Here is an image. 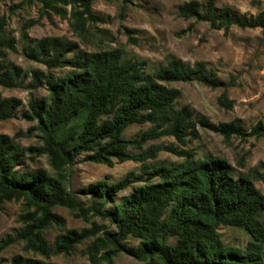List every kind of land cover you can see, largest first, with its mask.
Listing matches in <instances>:
<instances>
[{
  "label": "trees",
  "instance_id": "trees-1",
  "mask_svg": "<svg viewBox=\"0 0 264 264\" xmlns=\"http://www.w3.org/2000/svg\"><path fill=\"white\" fill-rule=\"evenodd\" d=\"M95 1L22 0L21 5L36 4L41 16L49 18L69 16L73 31L83 36L89 23L103 21L92 10ZM132 1L121 0L122 12ZM179 16L208 22L214 29H264V14L239 17L229 8L218 10L214 0L205 6L196 0L186 2L179 7ZM5 27L0 19V49H13L14 39L5 36ZM22 52L47 69L32 71L26 87L31 93L41 88L48 92L39 98L31 94L28 108L21 112L24 120L36 122L27 135L37 132L41 146L22 147L16 141L18 135L0 136V209L6 202L22 201V227L14 240L23 242L26 251L49 258L70 254L93 239L87 248L92 264L99 260L114 264L113 258L120 253L145 264H264V195L254 178L235 177L227 160H196L194 152L185 149L190 139L199 137L198 127L227 142L233 137L264 135V122L247 133L240 119L220 124L207 118L194 121L189 107L177 108L179 91L168 84L197 82L210 89L228 88L206 63L190 65L172 58L148 74L144 63L123 60L119 49L85 52L76 42L61 37L30 40ZM65 68L69 71L63 76L50 72ZM29 76L22 67L0 61L1 87L20 88ZM21 104L17 98L0 94V121L15 117ZM219 104L232 108L224 93ZM135 124L150 128L125 139V131ZM162 137H172L178 146L145 148ZM161 152L183 161L157 162ZM26 156H46L54 173L44 168L17 169ZM80 157L83 162L108 167L133 161L140 164V172L131 171L117 181L105 177L73 193L66 187V171ZM137 183L141 185L114 203L119 193ZM77 195L89 197V204L79 203ZM58 207L85 221L90 217L108 221L113 229L92 223L88 229L65 231L51 246L45 231L53 225L64 226V219L54 211ZM220 227L247 232L246 247L226 245L218 234ZM130 237L138 240L137 248L126 244ZM168 237H174L175 244H169ZM100 252L103 255L98 257ZM12 264L53 263L15 256Z\"/></svg>",
  "mask_w": 264,
  "mask_h": 264
},
{
  "label": "rangeland",
  "instance_id": "rangeland-1",
  "mask_svg": "<svg viewBox=\"0 0 264 264\" xmlns=\"http://www.w3.org/2000/svg\"><path fill=\"white\" fill-rule=\"evenodd\" d=\"M189 1L191 0H133L122 12L121 0H96L92 10L103 21L89 23L87 33L79 36L73 31L69 16L65 19L56 16L49 18L41 16L36 4L21 5L22 0H0V19L6 23L5 36L14 39L13 49H0L3 53L0 54V61L14 63L30 75L28 81L20 88L9 89L0 86L3 98L14 97L22 102L15 117L0 121V136L18 135L16 141L22 147L41 146L37 132L27 135L36 122H27L21 117V112L28 108L31 94L37 98L47 96L48 92L44 88L31 93L26 87L31 80L32 71L39 69L46 72L47 69L44 65L25 58L22 49L30 40L45 37H61L76 42L79 49L85 52L119 49L123 60L144 63L145 72L148 74H152L160 65H167L172 58L181 59L190 65L204 62L228 88L210 89L197 82L168 84V87L179 91L177 108L189 107L194 121L207 118L214 124H220L240 119L246 132L250 133L259 122H264V29H241L237 26L228 30L214 29L208 22L185 20L179 16V7ZM196 1L205 6L209 0ZM214 4L218 10L229 8L239 17L251 18L264 14V0H214ZM68 71V68L50 70L57 76H63ZM223 93L226 100L232 103L231 109L219 104ZM149 128V125H132L125 131L124 137L131 140ZM198 133L199 137L190 139L185 147L194 152L196 160L209 157L227 160L234 168L235 177H253L256 188L264 195V135L246 139L233 137L227 142L219 134L207 129L198 127ZM158 144L178 146L172 137H162L151 141L145 148ZM82 158L66 171V187L73 193L105 177L117 181L131 171L140 172V164L133 161L108 167L83 162ZM156 161L176 164L181 163L183 159L161 152ZM148 163L154 164L153 161ZM38 168L54 173L46 156H26L17 167L21 171ZM139 185L141 183L119 193L114 203H118ZM76 198L81 204H89V197L77 195ZM54 211L64 219V226L53 225L45 231L51 246L56 237L65 231L88 229L92 223L113 229L108 221L96 217L85 221L76 218L72 211L65 208L58 207ZM22 213V201L6 202L0 209L1 264H12L15 256L53 264H92L87 248L93 239L76 246L70 254H52L49 258L37 252L26 251L23 242L14 240L22 227L19 218ZM218 234L226 245L236 248H245L250 240L247 232L236 227H220ZM100 235L101 233L97 236ZM167 241L172 245L176 239L168 237ZM126 244L137 248L138 240L130 237ZM4 245L6 246L2 249ZM102 255L103 252H100L98 257ZM113 262L145 264L125 253L118 254L113 258ZM98 264L106 262L99 260Z\"/></svg>",
  "mask_w": 264,
  "mask_h": 264
}]
</instances>
